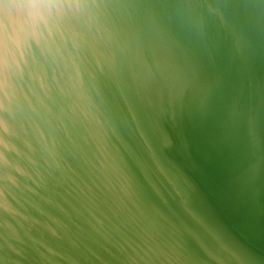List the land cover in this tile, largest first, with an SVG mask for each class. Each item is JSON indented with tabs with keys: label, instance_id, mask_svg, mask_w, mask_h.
I'll use <instances>...</instances> for the list:
<instances>
[{
	"label": "water",
	"instance_id": "95a60500",
	"mask_svg": "<svg viewBox=\"0 0 264 264\" xmlns=\"http://www.w3.org/2000/svg\"><path fill=\"white\" fill-rule=\"evenodd\" d=\"M0 264H264V0H0Z\"/></svg>",
	"mask_w": 264,
	"mask_h": 264
}]
</instances>
